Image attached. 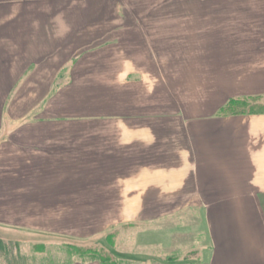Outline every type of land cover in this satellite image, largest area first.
<instances>
[{"label": "crops", "instance_id": "obj_1", "mask_svg": "<svg viewBox=\"0 0 264 264\" xmlns=\"http://www.w3.org/2000/svg\"><path fill=\"white\" fill-rule=\"evenodd\" d=\"M251 1V15L264 16V0ZM125 5L0 0V224L15 228L7 239H82L76 209L134 215L120 224L143 221L147 207L177 209L172 222L202 209L183 218L200 220L191 264H264V111L224 112L232 99L264 98V28L249 41L204 42L196 64L170 39L162 56L164 41L149 39L146 25L122 22L147 8ZM137 41L149 45L144 55L131 54ZM175 231L183 228L172 226L170 256L187 261Z\"/></svg>", "mask_w": 264, "mask_h": 264}, {"label": "rangeland", "instance_id": "obj_2", "mask_svg": "<svg viewBox=\"0 0 264 264\" xmlns=\"http://www.w3.org/2000/svg\"><path fill=\"white\" fill-rule=\"evenodd\" d=\"M123 2L127 4L125 7L131 9L147 8V14L126 16L122 22L131 25H146L145 35L149 39L153 37L154 40L164 41L163 47H160L162 56L167 55L166 52L169 49L167 47L170 46L168 39H170L179 46V58L182 55L186 56L187 51H192L189 56L195 57L196 64L201 62L204 42L226 39L227 43L230 44L234 40L249 41L256 38L253 33L257 24L260 25L259 31L262 29L261 27L264 28V16L251 15V0H123ZM143 33L140 32V35ZM155 45L157 44L153 42L152 46ZM145 46L149 47L148 44L145 45V43L137 41L132 42L129 49L131 54L144 55L145 49L143 47ZM192 47L194 49H191ZM11 98L12 95L8 101ZM256 111H264V98L261 96L242 100L224 110V112L232 114ZM69 120H92V117L70 118ZM123 210L104 207L76 209V213L73 215H78L77 219H81V223L76 224L77 229L79 227L82 229V239L58 238L51 235L46 236V238L45 236L25 238L18 242L21 253L20 260L18 259L19 256L16 255L17 251L10 253L11 255L13 252L15 254L13 262L9 257L11 255L2 251L0 252V261L2 264H6L7 260L12 264H99L91 261L89 257L72 255V253L75 254V250L71 248L73 246L70 244L81 248V252L88 249H100L112 256L119 264H191V257H197V251L199 246L203 244V238L200 232L194 233L195 230L192 226L197 221L196 227L199 228L200 220L198 217L196 221L195 219L187 221L183 218L188 216L194 218V215H202V209H186L187 211L184 213L181 211L174 215L172 222L171 214L177 209L147 207L141 209L143 221L139 222V218H137L138 221L120 224L118 222L120 219L132 215L128 212L124 216L123 212L121 213ZM134 210L137 212L138 209ZM156 217H159L160 220H155ZM114 223L116 224L113 225ZM171 225L178 227L179 230L183 228L181 233L175 231L173 241L174 247L180 246L181 251L185 252L184 254L189 259L187 261L173 262V257L170 256L172 253L169 249L171 248ZM5 228H8V231H15L11 225L8 227L0 224V237H3L5 242L14 243V241L7 239L6 236L8 235H6ZM67 230L71 231L70 228ZM159 238L162 240L161 244L158 243ZM43 241H46L47 244H43Z\"/></svg>", "mask_w": 264, "mask_h": 264}, {"label": "trees", "instance_id": "obj_3", "mask_svg": "<svg viewBox=\"0 0 264 264\" xmlns=\"http://www.w3.org/2000/svg\"><path fill=\"white\" fill-rule=\"evenodd\" d=\"M242 101L241 99H232L229 101L227 107L224 109L226 110L227 108H230L231 106H234L235 104L239 103ZM72 249L75 250V254L72 253V255H79L80 257H89L91 261L97 262L99 264H119L112 256L109 254L104 253V251L100 249H88L83 252H81V248H79L76 245L70 244ZM6 251L11 255L12 251H17L16 255L19 256L18 259L20 260L21 258V253H20V245L18 242H5L3 239H0V252ZM15 254L9 256L12 260V262L15 260L14 258ZM23 261V260H22ZM6 264H12L9 260H7Z\"/></svg>", "mask_w": 264, "mask_h": 264}]
</instances>
